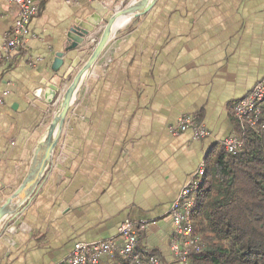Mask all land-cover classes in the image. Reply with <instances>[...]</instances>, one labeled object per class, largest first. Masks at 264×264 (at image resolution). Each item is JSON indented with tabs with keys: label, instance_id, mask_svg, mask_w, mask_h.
<instances>
[{
	"label": "crops",
	"instance_id": "0c3cea01",
	"mask_svg": "<svg viewBox=\"0 0 264 264\" xmlns=\"http://www.w3.org/2000/svg\"><path fill=\"white\" fill-rule=\"evenodd\" d=\"M66 1L35 0L34 37L5 56L18 9L0 0V204L23 180L55 110L45 89L66 87L101 33L102 23L55 71L72 21L131 0ZM76 55L81 63L68 73ZM262 77L264 0H157L119 20L31 199L0 224V264H57L77 241L116 239L126 217L147 222L140 245L160 264H184L170 250L171 204L207 155L215 162L218 141L236 130L231 103ZM184 114H196L210 135H173L169 127ZM99 264L125 261L106 255Z\"/></svg>",
	"mask_w": 264,
	"mask_h": 264
},
{
	"label": "trees",
	"instance_id": "16d2710c",
	"mask_svg": "<svg viewBox=\"0 0 264 264\" xmlns=\"http://www.w3.org/2000/svg\"><path fill=\"white\" fill-rule=\"evenodd\" d=\"M217 145L215 162L204 158L191 218L199 249H191L187 264H264V131L247 132L233 155ZM208 192L218 197L207 201Z\"/></svg>",
	"mask_w": 264,
	"mask_h": 264
},
{
	"label": "built area",
	"instance_id": "2783aa9c",
	"mask_svg": "<svg viewBox=\"0 0 264 264\" xmlns=\"http://www.w3.org/2000/svg\"><path fill=\"white\" fill-rule=\"evenodd\" d=\"M6 1L17 7L18 15L8 35L3 39L2 49L6 53L5 56L11 51L23 49L27 41L34 37L29 29V23L38 12L35 0ZM66 2L71 3L69 0ZM230 114L236 130L228 137L220 139L218 144L224 151L233 155L241 149L247 132L264 131V77L257 80L242 98L231 103ZM169 129L173 135L190 131L195 139L210 135L196 114L181 115ZM204 177L205 163L202 161L181 187L169 210L174 226L170 250L174 259L180 263L187 264L191 249H199L198 236L193 231L191 218ZM146 224V221H136L126 217L117 228L116 239L77 241L70 253L57 264H99L100 258L106 255L119 256L133 264H160L156 255L143 250L140 245Z\"/></svg>",
	"mask_w": 264,
	"mask_h": 264
},
{
	"label": "water",
	"instance_id": "95a60500",
	"mask_svg": "<svg viewBox=\"0 0 264 264\" xmlns=\"http://www.w3.org/2000/svg\"><path fill=\"white\" fill-rule=\"evenodd\" d=\"M157 0H131L112 10L103 5L96 6L94 11L83 18L76 17L66 33L64 49L55 53L52 69L58 70L64 63V58L70 52H80L90 40V36L101 25V33L84 63L78 68L69 84L60 92L55 85L45 89V100L56 101L53 115L38 137L28 168L23 180L17 188L0 204V224L19 213L23 205L31 199L36 187L50 163L52 153L62 131L64 120L69 108L73 105L85 78L98 60L107 45L119 20L136 18L147 13ZM81 63L80 55H76L70 62L68 73Z\"/></svg>",
	"mask_w": 264,
	"mask_h": 264
},
{
	"label": "rangeland",
	"instance_id": "374dc122",
	"mask_svg": "<svg viewBox=\"0 0 264 264\" xmlns=\"http://www.w3.org/2000/svg\"><path fill=\"white\" fill-rule=\"evenodd\" d=\"M214 189L216 190V188H214ZM217 197H218L217 192H213V193L208 192V199H207V201H210V200L211 201H214ZM203 212H204V210H203Z\"/></svg>",
	"mask_w": 264,
	"mask_h": 264
}]
</instances>
